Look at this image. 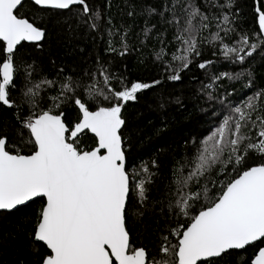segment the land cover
I'll return each instance as SVG.
<instances>
[{
  "label": "snow or ice",
  "instance_id": "snow-or-ice-1",
  "mask_svg": "<svg viewBox=\"0 0 264 264\" xmlns=\"http://www.w3.org/2000/svg\"><path fill=\"white\" fill-rule=\"evenodd\" d=\"M22 2L0 0V104L17 109L23 104L29 106L28 114L22 118L17 115V123L21 135L28 133L32 151L22 154L9 150L8 137L0 135V210H14L34 198L45 199L33 233V239L49 250L41 264H212L213 258L232 251L241 253V264H264V91L235 106L226 105L228 114L202 140L194 141L192 156L185 157L184 163L172 170L161 208L166 215L174 214L178 223L166 235L161 234L159 253L152 256L144 247L131 243L126 208L134 188L139 203L147 200L146 184L152 183L155 173L146 164L139 171H129L122 110L127 102L137 99L138 93L161 81L127 85L98 61L85 77H65L60 91L50 98L51 106L36 112L39 89L55 81L45 78L40 83H30L34 69L29 64L23 70L22 100L17 104L10 98V89L17 88L15 80L20 73L14 55L22 42L38 43L46 34L18 14ZM33 2L57 11L81 6V16L87 17L81 23L93 31L103 19L87 0ZM234 3L235 0H163L160 9L146 10L149 16H159L174 33L177 48L171 60L176 66L166 65V70L172 72L170 80L181 79L180 73L200 55L205 42H218L224 59L241 64L264 51L261 0H255V37L243 31L237 33ZM213 22L216 31L210 32L211 39H201ZM154 27L146 25V38ZM233 33H237L235 42L225 43L224 38ZM114 34L109 28L108 36ZM126 36V32L120 36L121 56L128 51ZM110 50L117 51L111 45ZM165 51L162 47L156 58L162 60ZM212 63L202 62L198 67L205 69ZM245 75L250 86V72L221 73L214 75L201 91L208 100L219 99L223 104V98L212 95L215 82L224 77L239 80ZM81 96H87L92 105ZM69 99L80 114L71 127L65 122L64 112L57 111ZM85 131L96 138L89 150L79 145V136ZM252 156L259 162L246 167ZM152 166H157L155 161ZM214 172L217 175L210 180ZM249 248L252 251L245 256Z\"/></svg>",
  "mask_w": 264,
  "mask_h": 264
},
{
  "label": "trees",
  "instance_id": "trees-1",
  "mask_svg": "<svg viewBox=\"0 0 264 264\" xmlns=\"http://www.w3.org/2000/svg\"><path fill=\"white\" fill-rule=\"evenodd\" d=\"M87 2L94 12L99 10L103 17L95 31L81 23L82 18L87 19L80 14L81 6L57 11L39 8L27 1L18 9L20 16L44 29L46 34L40 44L23 43L17 48L14 60L20 67V73L15 80L17 88L10 89V98L21 104L20 87L25 82L23 70L29 64L34 69L30 83H40L45 78L55 81L53 85H42L39 89L37 107L34 109L36 112L51 106L50 98L60 91V84L65 77H85L86 73H91L97 67L98 61L127 85L161 81L138 93L137 99L127 102L122 110L125 119L122 134L129 171H139L141 165L146 164L155 173L152 183L146 184L148 198L143 204L138 202L135 188L130 192L126 227L131 243L136 247H144L150 255L155 256L159 253L161 234L166 235L178 223L174 214L166 215L161 208L166 202L172 170L182 165L185 157L192 156L196 146L193 142L202 140L228 114L226 105L235 106L244 98L264 91V51L241 64L224 59L222 46L218 42H205L200 47V55L194 57L190 67L180 73L181 79L172 81L169 79L172 72L166 70V65L176 66L171 60V54L177 48L173 41L174 33L159 16L146 14L149 7L160 9L163 0ZM255 6V0H235L232 11L236 13L237 33L243 31L255 37L258 32ZM261 6L264 7L262 1ZM130 12L132 15H129ZM146 25H155L147 38L144 35ZM109 28L115 33L112 37L108 36ZM215 31L213 22L212 27L201 34V39L210 40V32ZM124 32L127 33L128 51L121 56L118 52L122 50L120 36ZM237 33L225 37L224 42L234 43ZM110 45L117 51H111ZM162 47L166 50L165 55L162 60H158L156 54ZM207 61L213 63L205 69L198 67L199 63ZM241 72L251 73L250 86L247 75L239 80L224 77L215 82L212 95L223 98V104L219 99L208 100L205 92L201 91L203 85L212 82L214 75ZM113 84H116L115 79ZM81 98L92 105L87 96ZM28 111L29 106L26 104L21 105L20 109L0 104V135L8 137L9 150H19L22 154H30L32 146L27 143L28 133L20 134L22 130L17 123V115L22 118ZM57 111L64 112L65 122L70 127L80 115L71 99ZM95 140L89 132H85L79 136V145L89 150ZM153 161L156 167L152 166ZM257 162L258 158L252 156L245 166ZM216 175L215 172L210 174L209 179ZM44 204V199H37L14 212H0V264H41L49 250L33 239V233ZM170 239L175 242V238ZM251 251L249 248L244 255H249ZM241 260V253L232 251L213 259L212 264H241Z\"/></svg>",
  "mask_w": 264,
  "mask_h": 264
},
{
  "label": "water",
  "instance_id": "water-1",
  "mask_svg": "<svg viewBox=\"0 0 264 264\" xmlns=\"http://www.w3.org/2000/svg\"><path fill=\"white\" fill-rule=\"evenodd\" d=\"M27 1H29V2H32L33 4H34V2H33V0H23V2H22V5L25 3V2H27ZM262 1V3H263V5H264V0H261ZM21 5V6H22ZM20 6V7H21ZM37 6V5H36ZM78 6V5H77ZM19 7V8H20ZM39 8H42L41 6H38ZM73 7H76V6H73ZM42 9H45V8H42ZM62 11H66V10H62ZM43 41V40H42ZM42 41H40V42H38V43H33V42H22V44L23 43H26V44H40ZM21 44V45H22ZM19 47V46H18ZM123 130V129H122ZM85 132H88V131H85ZM90 133V132H89ZM83 134V133H82ZM93 137H95L94 136V134H92V133H90ZM37 199H44V198H34L32 201H29V202H27L25 205H22V206H18L16 209H14V210H0V212H14V211H16V210H18L19 208H21V207H23V206H26V205H28L29 203H31V202H33V201H35V200H37ZM45 200V199H44ZM40 243H42V242H40ZM43 244V243H42ZM213 259H217V258H213Z\"/></svg>",
  "mask_w": 264,
  "mask_h": 264
}]
</instances>
